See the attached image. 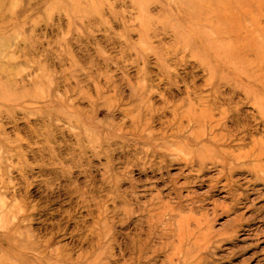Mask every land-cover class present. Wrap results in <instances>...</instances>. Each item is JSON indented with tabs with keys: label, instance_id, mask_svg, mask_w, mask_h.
I'll list each match as a JSON object with an SVG mask.
<instances>
[{
	"label": "rangeland",
	"instance_id": "374dc122",
	"mask_svg": "<svg viewBox=\"0 0 264 264\" xmlns=\"http://www.w3.org/2000/svg\"><path fill=\"white\" fill-rule=\"evenodd\" d=\"M0 264H264V0H0Z\"/></svg>",
	"mask_w": 264,
	"mask_h": 264
},
{
	"label": "bare ground",
	"instance_id": "6f19581e",
	"mask_svg": "<svg viewBox=\"0 0 264 264\" xmlns=\"http://www.w3.org/2000/svg\"><path fill=\"white\" fill-rule=\"evenodd\" d=\"M262 155H263V154H262ZM262 157H263V156H262ZM262 157H261V158H262Z\"/></svg>",
	"mask_w": 264,
	"mask_h": 264
}]
</instances>
